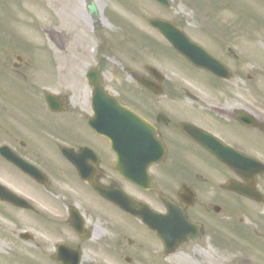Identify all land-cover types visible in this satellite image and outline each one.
<instances>
[{"label": "flooded vegetation", "instance_id": "flooded-vegetation-1", "mask_svg": "<svg viewBox=\"0 0 264 264\" xmlns=\"http://www.w3.org/2000/svg\"><path fill=\"white\" fill-rule=\"evenodd\" d=\"M216 34L202 46L227 79L167 43L135 49L116 65L101 57L111 52L103 45L90 61L6 67L0 137L9 158L0 155V184L19 199L0 200L7 254L20 252L24 264H183L184 248L200 250L202 241L245 253L252 234L263 239L264 167L251 176L258 200L234 191L248 184L232 168V148L264 165V98L259 106L249 94L252 127L238 121L232 44ZM234 127L261 138V147L236 140ZM167 207L197 228L172 252L137 215Z\"/></svg>", "mask_w": 264, "mask_h": 264}, {"label": "rangeland", "instance_id": "rangeland-1", "mask_svg": "<svg viewBox=\"0 0 264 264\" xmlns=\"http://www.w3.org/2000/svg\"><path fill=\"white\" fill-rule=\"evenodd\" d=\"M171 1L174 7L173 10L168 11L155 6L156 9L150 0H0V67L7 62L11 65V62L16 61V56H21L22 61L28 65L39 61L42 63L41 70H49L50 65L45 62L48 60L41 51L48 52L49 55L50 49L54 48V43L49 38L53 30L64 32L70 37L64 52L57 53L58 49H52L62 59L79 57L84 62L90 61L94 57L91 49L97 45H104L112 46L113 51L102 52L101 57L108 64L116 65V61L124 58L123 52L133 49L132 44L123 42L125 37L131 34L130 29H133V25L136 40L140 39L138 42L143 43L141 48L149 44V39L156 44L157 40L153 37L149 39L141 37V32L146 28L151 29L147 23L145 24L146 18L153 15L163 16L179 21L183 29L197 41L202 40V36L199 35L203 29H232V48L240 56L239 59L232 61V98L235 100L232 106L248 108L249 94L255 97V100L250 101L261 106L264 98V0H245L246 2L238 0L239 3L236 0ZM90 3L94 4L97 16L87 13L86 5ZM240 4L249 7L246 9L247 12L243 11L244 15H241L243 14L241 7L237 8ZM103 18L107 20V25ZM115 20H119V23ZM125 23L129 25V30L125 27ZM152 33L150 30V34ZM81 41L84 43L81 44ZM40 46H48L50 51L41 49ZM106 54L109 56L106 57ZM254 72L258 73V77L247 81L246 75H253ZM261 73L262 82H260ZM0 83L6 84L3 79ZM233 129L236 140L239 142L242 140L246 147L251 149L261 147V138L246 134L245 131L241 136L238 135L240 128ZM202 246L205 250L208 249L211 257L187 246L182 255L183 264H229L231 262L228 261L229 259L237 257L231 253L223 254L210 244H202ZM262 249H264L263 245L252 237L248 252L260 256ZM250 252L249 256L253 258L252 263H254V256ZM213 255L217 261L212 258ZM263 261H258V264H263ZM25 264L29 263L25 262Z\"/></svg>", "mask_w": 264, "mask_h": 264}, {"label": "water", "instance_id": "water-1", "mask_svg": "<svg viewBox=\"0 0 264 264\" xmlns=\"http://www.w3.org/2000/svg\"><path fill=\"white\" fill-rule=\"evenodd\" d=\"M165 7H171L170 2L168 0H156ZM151 24L161 30L167 38L170 40V42L176 47V49L182 53L183 55H186L188 59H190L193 63L199 64L198 58L195 56L197 50L189 49L187 48V45H193L192 43L188 42L187 39L179 32H177L174 28H172L169 24L158 21V20H152ZM212 67H215L216 65L214 63H210ZM244 123H247L243 120ZM238 162L234 164V166H238ZM245 170V169H244Z\"/></svg>", "mask_w": 264, "mask_h": 264}, {"label": "bare ground", "instance_id": "bare-ground-1", "mask_svg": "<svg viewBox=\"0 0 264 264\" xmlns=\"http://www.w3.org/2000/svg\"><path fill=\"white\" fill-rule=\"evenodd\" d=\"M105 21V20H104ZM106 23V22H105Z\"/></svg>", "mask_w": 264, "mask_h": 264}]
</instances>
